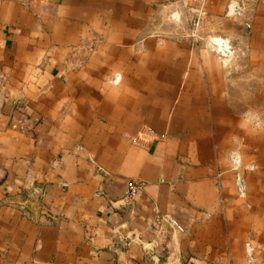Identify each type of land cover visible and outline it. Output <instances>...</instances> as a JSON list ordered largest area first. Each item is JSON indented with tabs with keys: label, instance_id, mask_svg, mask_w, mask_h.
Masks as SVG:
<instances>
[{
	"label": "crops",
	"instance_id": "obj_1",
	"mask_svg": "<svg viewBox=\"0 0 264 264\" xmlns=\"http://www.w3.org/2000/svg\"><path fill=\"white\" fill-rule=\"evenodd\" d=\"M239 60L264 87V0H0V264H264Z\"/></svg>",
	"mask_w": 264,
	"mask_h": 264
},
{
	"label": "rangeland",
	"instance_id": "obj_2",
	"mask_svg": "<svg viewBox=\"0 0 264 264\" xmlns=\"http://www.w3.org/2000/svg\"><path fill=\"white\" fill-rule=\"evenodd\" d=\"M195 15L197 17H194L193 15V17L186 15L183 19L176 20V25L184 29L192 28L193 32H191L190 39L197 40V42L205 44L206 46L208 45V48L210 49V46H213L214 44L212 40L218 39L221 36L217 33H206L202 35L201 23L203 21L200 20L201 15L196 12ZM228 47L229 48L227 52L228 54L230 53L229 58L233 57L234 60L238 59V52L236 51L235 45L232 44V41L228 42ZM212 51L215 52L214 50ZM220 55L221 54H219V56ZM221 57L222 60H225V57H223L222 55ZM242 61L243 60L238 63L240 67L235 71V75L237 76L236 79H239V82H236L237 84L233 86L235 102L239 107L241 115H245L246 117L251 118L257 125L264 124V87L258 84H256L255 86L249 85L246 82V78L243 74L245 68L243 66L244 63ZM231 165L234 166L233 169L236 170V172L252 171L254 169L253 165H243L239 158H237L236 162H231Z\"/></svg>",
	"mask_w": 264,
	"mask_h": 264
},
{
	"label": "built area",
	"instance_id": "obj_3",
	"mask_svg": "<svg viewBox=\"0 0 264 264\" xmlns=\"http://www.w3.org/2000/svg\"><path fill=\"white\" fill-rule=\"evenodd\" d=\"M239 186L241 187L242 185L239 184ZM138 190H139V187L134 184V183H131L130 186H129V189H128V192L124 198V200L126 201H131L135 198V196L137 195L138 193ZM248 248L250 249V247L248 246Z\"/></svg>",
	"mask_w": 264,
	"mask_h": 264
},
{
	"label": "bare ground",
	"instance_id": "obj_4",
	"mask_svg": "<svg viewBox=\"0 0 264 264\" xmlns=\"http://www.w3.org/2000/svg\"><path fill=\"white\" fill-rule=\"evenodd\" d=\"M211 48H212L214 51H216V52H220L222 46L219 45V44H217V45L214 44L213 46H211Z\"/></svg>",
	"mask_w": 264,
	"mask_h": 264
}]
</instances>
